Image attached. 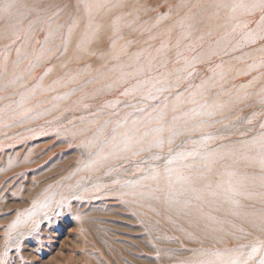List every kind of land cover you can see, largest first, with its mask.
Returning <instances> with one entry per match:
<instances>
[{"label":"rangeland","instance_id":"1","mask_svg":"<svg viewBox=\"0 0 264 264\" xmlns=\"http://www.w3.org/2000/svg\"><path fill=\"white\" fill-rule=\"evenodd\" d=\"M158 122L178 134L149 149ZM254 137L259 0H0V264H264V227L210 209L264 212V147L225 148ZM205 145L226 156L167 182L169 149Z\"/></svg>","mask_w":264,"mask_h":264},{"label":"bare ground","instance_id":"2","mask_svg":"<svg viewBox=\"0 0 264 264\" xmlns=\"http://www.w3.org/2000/svg\"><path fill=\"white\" fill-rule=\"evenodd\" d=\"M222 100V99H221ZM220 102V98L219 97H216V98H214L213 99V103L212 104H210V107H209V109L207 108V110H213V109H215V108H220L219 107V103ZM168 111V110H167ZM220 111V110H219ZM196 124V123H195ZM199 126V125H198ZM203 127V126H202ZM261 142H260V140H259V138L258 137H254V138H252V139H250V140H247V141H244V142H241L239 145H238V147L236 148V146H234L233 148H232V146L231 145H227V146H225V148H227L228 149V151L229 152H235V151H237V150H246V149H250V148H253V147H256V146H258L259 144H260ZM232 149V150H231ZM215 152H216V157L215 158H223V157H225L226 155H224V152L223 151H216L215 150ZM105 157H106V155H105ZM259 158H261V157H258V155H256L255 157H253V158H251L250 159V162L251 163H260V161H258V159ZM100 159H104L103 158V156H101L100 157ZM218 160V159H217ZM99 162V161H98ZM211 179V177H209V178H207V179H204V180H207L206 182L208 183V181ZM168 180L169 181H167V182H169V183H171L170 181L172 180V177L170 176L169 178H168ZM204 180H202V181H204ZM262 180H264V179H262ZM202 181H200V182H198L199 184H201V182ZM216 184H218L217 182H215ZM223 184V183H222ZM171 185L174 187V188H176V186L178 187V185L177 184H173V183H171ZM200 187V186H199ZM129 189H130V191L132 192V193H134L135 191H137L133 186H132V184H130L129 185V187H128ZM183 189L185 190V191H188L189 190V187H183ZM148 199L149 200H151L152 201V199L151 198H149L148 197ZM254 201L255 202H258V203H261V204H263L264 205V193H262V195L260 194V195H256L255 196V198H254ZM151 203H154V204H158L159 206H162V207H167V206H169L170 208H172L173 209V214L174 215H177V213L178 212H180V210H183V209H185L186 207H187V214H185L186 215V219H188L189 221H194L195 223H196V226H197V228H191V230H196L197 232H199V233H203L204 235L206 234L205 232H201L200 230V226H201V224L202 223H209V222H207V221H203L202 222V219L200 218V217H198V216H194V214H193V212H192V209L189 207V205H184V204H181V203H178V202H175V201H171L170 203H174V204H171V205H169V203L166 201V200H164V199H154V201L153 202H151ZM235 203V201L234 202H232L231 204H234ZM231 204H225V203H220V202H216L215 204H213V205H211L210 206V209L212 210V211H220L221 210V212H225V213H229V215L231 216V217H233V218H235L236 220H237V222H239L240 224L242 223V224H245L246 226H248V227H252L254 230H255V232L256 233H263V229H262V226L260 225V218L262 217V216H264V212H257V211H254V212H248V213H240V212H236V211H233V205H231ZM263 209V208H262ZM181 222V221H180ZM179 227V226H178ZM183 227V226H182ZM203 227V226H202ZM181 230V229H180ZM192 232V231H191ZM226 232V231H225ZM198 236V235H197ZM206 236H207V234H206ZM209 237V236H208ZM186 238V237H185ZM204 238V237H203ZM213 240H214V238H213ZM216 241V240H215Z\"/></svg>","mask_w":264,"mask_h":264},{"label":"snow or ice","instance_id":"3","mask_svg":"<svg viewBox=\"0 0 264 264\" xmlns=\"http://www.w3.org/2000/svg\"><path fill=\"white\" fill-rule=\"evenodd\" d=\"M259 3L261 6H264V0H259ZM240 7H256L255 3L251 4H244L241 3L239 5ZM255 35V34H253ZM152 99H157V97L153 96ZM179 99V97H178ZM163 110H161V113ZM212 113L209 112V115ZM163 120V115L161 114L158 117V121ZM164 124L158 122V126L151 131L155 133L153 138L148 142L147 147L150 148H158L163 149L165 143L171 144L173 142V137L177 135V131L175 130V127H169L168 133L169 135L165 137L164 135ZM145 136L148 135V133L144 134ZM212 137H205V140H210ZM262 147H264V140L261 142ZM216 152L213 149L207 148V146H203L201 148H193L192 150H185V151H176L173 152L171 149H169L167 159L165 161V171L171 176L174 172L180 173V175L177 176V182L184 181V182H190L192 177L191 176H185L183 175L184 169H194L197 167V164L195 163L198 160H202L205 163L203 164L204 167H207L208 164L215 162ZM154 160H159L160 156L154 155L152 157ZM191 160L192 163H186V161ZM260 164L261 167L264 168V156H261L260 158ZM173 165H180L178 168H173ZM149 178H156L155 176L149 177ZM260 225L264 227V216L260 218Z\"/></svg>","mask_w":264,"mask_h":264},{"label":"clouds","instance_id":"4","mask_svg":"<svg viewBox=\"0 0 264 264\" xmlns=\"http://www.w3.org/2000/svg\"><path fill=\"white\" fill-rule=\"evenodd\" d=\"M33 226H35V223L33 222Z\"/></svg>","mask_w":264,"mask_h":264}]
</instances>
